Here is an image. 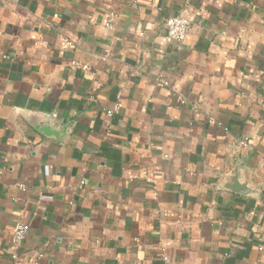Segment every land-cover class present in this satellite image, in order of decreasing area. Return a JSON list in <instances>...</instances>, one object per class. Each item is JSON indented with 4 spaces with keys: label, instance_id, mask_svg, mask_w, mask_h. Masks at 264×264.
Returning <instances> with one entry per match:
<instances>
[{
    "label": "crops",
    "instance_id": "0c3cea01",
    "mask_svg": "<svg viewBox=\"0 0 264 264\" xmlns=\"http://www.w3.org/2000/svg\"><path fill=\"white\" fill-rule=\"evenodd\" d=\"M0 264H264V0H0Z\"/></svg>",
    "mask_w": 264,
    "mask_h": 264
},
{
    "label": "built area",
    "instance_id": "2783aa9c",
    "mask_svg": "<svg viewBox=\"0 0 264 264\" xmlns=\"http://www.w3.org/2000/svg\"><path fill=\"white\" fill-rule=\"evenodd\" d=\"M113 14H110L106 26L108 28L113 27ZM165 36L164 39L167 43H180L184 40L186 35L190 32L191 23L188 19L181 16L168 17L164 22ZM72 65H78L77 62H72ZM120 104H115L112 110L108 111V114H112L119 108ZM82 183V182H81ZM28 232V226L21 220H16L13 225L11 243L12 245L19 244L26 236Z\"/></svg>",
    "mask_w": 264,
    "mask_h": 264
},
{
    "label": "water",
    "instance_id": "95a60500",
    "mask_svg": "<svg viewBox=\"0 0 264 264\" xmlns=\"http://www.w3.org/2000/svg\"><path fill=\"white\" fill-rule=\"evenodd\" d=\"M55 114H50L47 117L40 118V123L42 126V134L47 137H52L55 139H60L61 135L65 132L66 128L63 127L60 130H56L52 124ZM238 174V166L234 168L231 174L225 177L224 188L236 192L241 195H249L252 190L248 188V182L246 180L242 182H237L236 176Z\"/></svg>",
    "mask_w": 264,
    "mask_h": 264
}]
</instances>
